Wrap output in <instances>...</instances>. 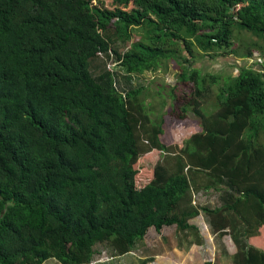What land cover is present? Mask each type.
Returning a JSON list of instances; mask_svg holds the SVG:
<instances>
[{
	"label": "trees",
	"instance_id": "obj_1",
	"mask_svg": "<svg viewBox=\"0 0 264 264\" xmlns=\"http://www.w3.org/2000/svg\"><path fill=\"white\" fill-rule=\"evenodd\" d=\"M102 1L0 0V264H91L97 244L123 256L150 228L199 245L200 215L236 245L232 264H264V0ZM242 32L254 40L240 53ZM195 49L255 51L259 66L203 74ZM102 57L116 68L94 70ZM169 60L171 112L200 122L178 149L130 84ZM153 150L162 175L138 188L134 166ZM191 191L220 204L194 207Z\"/></svg>",
	"mask_w": 264,
	"mask_h": 264
},
{
	"label": "rangeland",
	"instance_id": "obj_2",
	"mask_svg": "<svg viewBox=\"0 0 264 264\" xmlns=\"http://www.w3.org/2000/svg\"><path fill=\"white\" fill-rule=\"evenodd\" d=\"M112 0H104L101 3L105 7H111ZM139 35L133 36L132 41H137ZM254 40V37L250 33L242 32L234 38V43L236 48L240 53L245 52L241 44H250V41ZM118 48L120 52H123L128 45L117 44L114 46ZM183 54L186 55L185 52ZM194 58L191 59V64L199 68L203 74L208 72V74H222L223 71H234L238 69L240 65H253L256 59L260 61L258 54L254 51L253 56L249 59L235 58L232 56H226L216 52V56L205 55L200 53L198 50L193 52ZM94 64L97 69H101L104 66L107 68H116V62L114 60H107L105 57L95 59ZM176 65L173 61H167L165 65L156 71H146L145 74L140 76L132 77L131 85L132 87L138 88L143 87L142 98L147 108V112L152 122L157 121V117L160 114H164L162 118L161 129L162 133L158 136L159 141L166 147L175 146L181 147V143L193 132L197 133V126L199 124L195 117L189 119H180L174 113L171 112L170 104L172 99H170L169 88L175 84V74ZM117 74L122 75L120 71ZM117 83V88H126L128 86L124 79L119 80ZM185 90H189L191 85L187 84ZM215 89V87H214ZM209 102L207 107V112L213 110V97H208ZM161 103H163L161 105ZM243 148L240 145V150ZM239 150V151H240ZM160 163L164 164L161 157V153L153 150L150 153H146L137 159V163L134 166L138 175L136 176V183L141 188L152 179L161 176L162 173H157L156 169L152 166ZM211 193V192H210ZM201 192L198 196L193 198L192 206L197 208H210L214 209L219 206L218 196L215 194H210ZM195 199V200H194ZM189 224L198 227L202 237V245L196 246L188 243L194 239L193 236L183 237L182 234L178 233L174 226L163 227L159 232L154 231L150 228L146 236L138 241L134 246L133 250L123 256L113 255L111 249L105 243H100L96 245V253L94 260L91 264H138L142 258L145 256H152L154 260L150 264H204V262L211 260L215 261L218 259L219 239L217 237H212L206 231V219L203 216H199L195 219L189 220ZM213 238V239H212ZM204 241V242H203ZM215 250V253H214ZM42 264H60L55 259H47Z\"/></svg>",
	"mask_w": 264,
	"mask_h": 264
},
{
	"label": "crops",
	"instance_id": "obj_3",
	"mask_svg": "<svg viewBox=\"0 0 264 264\" xmlns=\"http://www.w3.org/2000/svg\"><path fill=\"white\" fill-rule=\"evenodd\" d=\"M196 50V49H195ZM194 50V51H195ZM199 124H200V122H199ZM187 139V138H186ZM185 139V140H186ZM159 140V139H158ZM185 140H183V141H185ZM183 141H182V143H183ZM160 142V141H159ZM161 143V142H160ZM181 143V144H182ZM162 144V143H161ZM176 149H178V147H176ZM174 154V153H173ZM169 155H172V154H169ZM201 193V192H200ZM200 193H198V194H195L193 191H191V201H192V203L194 202L193 201V198L194 197H196V196H198ZM195 200V199H194ZM201 216V215H200ZM206 231L210 234V236L212 235L211 234V232H210V229H209V226H208V224H207V221H206ZM196 227V226H195ZM197 229H198V231L200 230L198 227H197ZM199 234H200V236H201V238H202V240L204 239L203 237H202V235H201V233H200V231H199ZM212 237H214L213 235H212ZM213 239V238H212ZM254 240H256L257 241V237L255 238H253V240H252V242L254 241ZM220 241V240H219ZM204 242V241H203ZM221 242V241H220ZM220 242H219V246H221L219 249H217L218 250V259L215 261V258H214V260L213 261H211V260H208V262H210L211 264H232V254L234 253V251H236V245H234L233 244V242H232V239L229 237V235H225L223 238H222V243L224 244H220ZM203 243H201V244H199V245H197V244H194V245H196V246H200V245H202ZM214 253H215V250H214ZM145 258V257H144ZM154 260V257H152V259H151V261H148L146 264H150V262H152Z\"/></svg>",
	"mask_w": 264,
	"mask_h": 264
}]
</instances>
